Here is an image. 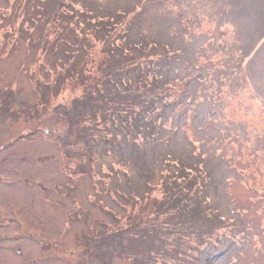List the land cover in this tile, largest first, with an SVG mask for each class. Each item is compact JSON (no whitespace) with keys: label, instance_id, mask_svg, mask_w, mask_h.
<instances>
[{"label":"rangeland","instance_id":"1","mask_svg":"<svg viewBox=\"0 0 264 264\" xmlns=\"http://www.w3.org/2000/svg\"><path fill=\"white\" fill-rule=\"evenodd\" d=\"M0 233L16 264H264V0H0Z\"/></svg>","mask_w":264,"mask_h":264},{"label":"flooded vegetation","instance_id":"2","mask_svg":"<svg viewBox=\"0 0 264 264\" xmlns=\"http://www.w3.org/2000/svg\"><path fill=\"white\" fill-rule=\"evenodd\" d=\"M6 242V243H4ZM10 242L9 238H3L1 237V233H0V264H16V253H14L15 248L12 244L11 249L8 248V246H10L8 243ZM8 248V253H5L4 251ZM1 248H3L2 252H1ZM17 254L22 256L23 254V250L21 249V247H17ZM23 262H20V264H22Z\"/></svg>","mask_w":264,"mask_h":264}]
</instances>
